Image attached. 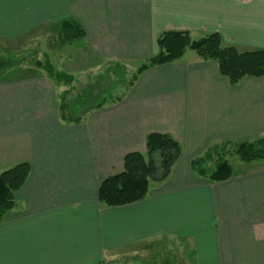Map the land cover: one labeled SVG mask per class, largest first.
I'll list each match as a JSON object with an SVG mask.
<instances>
[{"label":"crops","instance_id":"obj_1","mask_svg":"<svg viewBox=\"0 0 264 264\" xmlns=\"http://www.w3.org/2000/svg\"><path fill=\"white\" fill-rule=\"evenodd\" d=\"M65 20L86 35L63 43ZM170 30L193 39L217 32L241 51L264 49V0H0V38L13 45L29 33H58L44 55L85 86L95 68L137 71ZM29 68L0 77V172L31 166L0 220V264L125 261L161 241L177 246L181 264H264V161L234 162L224 181L193 167L215 144L264 136V76L233 85L216 61L187 49L74 123L61 118L66 84ZM151 132L181 144L169 177L141 201L105 205L102 181L123 171L127 153L145 152Z\"/></svg>","mask_w":264,"mask_h":264},{"label":"trees","instance_id":"obj_2","mask_svg":"<svg viewBox=\"0 0 264 264\" xmlns=\"http://www.w3.org/2000/svg\"><path fill=\"white\" fill-rule=\"evenodd\" d=\"M85 35L84 28L77 22L65 20L61 23L60 36L63 43L73 42ZM158 45L159 53L140 65L136 73L133 74L130 83L135 81L141 72L152 66L167 64L180 59L187 49H193L203 59L216 61L219 72L226 76L233 85L239 83L246 76H264V49L241 51L234 45H225L221 35L217 32L208 33L199 39H193L188 31L170 30L159 36ZM20 60L14 61V63L10 62L8 69L20 65ZM36 64L46 71L51 78L70 87L62 95L60 102L61 118L65 122L79 123L90 110L120 99V96H116L110 100L104 99L96 102L93 100L91 104H87L84 97L92 86H87V89L80 91L75 96L72 95L69 99L68 95L75 78L68 73L57 70L48 60L36 61ZM112 67L122 69L119 65ZM99 90L103 92L104 88ZM99 90L96 89L100 95ZM229 148L234 149L243 162L264 161L263 136L252 141L239 143L223 141L215 144L202 157L193 161L194 169L213 181H224L231 178L233 174L232 165L225 158ZM180 156L181 144L170 134L149 133L146 138V151L127 153L124 157L123 171L102 181L99 189V200L107 206L127 205L143 200L147 196L152 182H162L169 177ZM30 171V164L22 162L0 172V220L7 211L15 206V193L25 184Z\"/></svg>","mask_w":264,"mask_h":264},{"label":"rangeland","instance_id":"obj_3","mask_svg":"<svg viewBox=\"0 0 264 264\" xmlns=\"http://www.w3.org/2000/svg\"><path fill=\"white\" fill-rule=\"evenodd\" d=\"M49 39L52 40L51 45L56 43V41V46H58L60 43L58 40V33H52L49 38L44 36L43 33H29L20 42L13 45L12 43L0 38V77L4 78L10 76L11 72L14 70L8 71V65L10 62L14 63V61L20 59L22 67H30L35 73H41L42 70L36 68L34 64L36 61H38V59L41 62L48 60L51 63V61L44 55V50H47V46L49 45L47 44ZM53 46H55V44ZM64 47L66 48V46H63L60 50V53H63L65 49ZM65 60L66 57H63L61 62H64ZM108 68H111V66ZM108 68H95L94 70L88 71V73L91 74V79L88 80L89 85L85 86L83 77L80 78L78 83L77 81H73L71 92L69 93L68 98L70 99L72 95L75 96L76 94L80 93V91L85 90L90 86L96 88L97 90L104 88V91L102 92L99 90V95L96 89L91 87L88 90V94L84 97L85 103L87 104H91L93 100L96 102L104 99L110 100L116 96H122V94L131 84L130 82L133 74L136 73V69L128 68L127 70H122L115 67H112L111 69ZM74 71L75 70L70 72L74 73ZM43 73L48 75V73L44 70ZM74 74L76 75V72ZM56 87L59 91L64 89L62 86L60 88L59 86ZM66 87L67 89L70 88L68 85H66ZM225 158L229 160L231 165L234 162H243L239 159L235 150L232 148L228 149ZM180 255L181 252L180 250L177 252V246L174 243L169 241H161L158 244L156 243L145 247L143 246V250L136 257L127 258L125 261L120 260L111 262L110 264H181Z\"/></svg>","mask_w":264,"mask_h":264}]
</instances>
